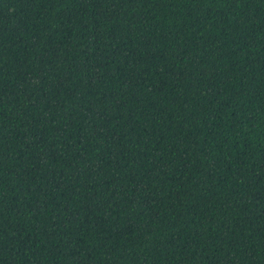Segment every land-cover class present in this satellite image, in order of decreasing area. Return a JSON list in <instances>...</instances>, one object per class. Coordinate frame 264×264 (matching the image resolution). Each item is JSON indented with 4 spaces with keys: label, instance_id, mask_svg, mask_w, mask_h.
<instances>
[{
    "label": "trees",
    "instance_id": "1",
    "mask_svg": "<svg viewBox=\"0 0 264 264\" xmlns=\"http://www.w3.org/2000/svg\"><path fill=\"white\" fill-rule=\"evenodd\" d=\"M0 264H264V0H0Z\"/></svg>",
    "mask_w": 264,
    "mask_h": 264
}]
</instances>
